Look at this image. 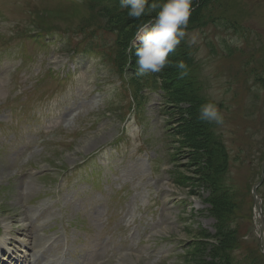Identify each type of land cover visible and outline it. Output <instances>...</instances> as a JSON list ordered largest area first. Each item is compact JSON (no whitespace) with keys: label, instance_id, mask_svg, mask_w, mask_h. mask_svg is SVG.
Segmentation results:
<instances>
[{"label":"rangeland","instance_id":"obj_1","mask_svg":"<svg viewBox=\"0 0 264 264\" xmlns=\"http://www.w3.org/2000/svg\"><path fill=\"white\" fill-rule=\"evenodd\" d=\"M1 1L5 16H0V47L8 45L11 48H17V50L37 49L45 54L44 57H47L48 62L54 68H59L62 76L73 80L69 87L74 92L69 96H64L66 98L64 106H75L80 109L81 114H85L83 117L87 120L92 121L96 117L95 119L100 120V123L91 131H86L84 139H81L82 141L79 139L75 145H70V141L58 145L56 139H63V137L55 138V134L49 132L51 129L47 128L51 125L58 109L46 111V120L39 125L44 126L48 132H41L40 137L35 134L26 139L24 147L18 151V157L21 159L19 163L22 166L0 170V188H6L5 191L0 190V223L3 222L5 226L12 225L10 227L16 228L27 223L29 216L38 213L41 220L48 217L46 226L44 228L39 225L35 226V223L40 219L36 222L31 221V225L39 232L52 234V231L57 228L59 209L64 207L63 202L72 199V192H66L62 196L55 189H48L45 185L50 181L43 183L41 176L44 172L53 174L56 172L55 168L50 169V166L47 165L51 160L55 167L62 165L72 167L80 159H84L95 168L89 170V180L94 181L98 178L102 181L99 184L100 188L92 189L79 200L80 204L93 203L98 198L103 205L115 204L114 209L117 212L119 207L115 202L119 200L118 195L110 191L109 186H112L111 183H114L115 187H118L119 184H126L124 189L126 196L123 197L121 203L123 212L120 213L115 223L122 225L124 219L127 222L134 221L135 226H132L130 230L132 234L129 237L128 235L124 236L125 241L131 244V249L108 264H219L220 260L217 256H219L221 246L230 247L226 250L228 258L224 255L223 258L219 256L225 264H263L254 251L243 245L239 239L240 233L248 221V214L252 212L249 189L251 190V186L259 179L260 165L264 156L263 92L257 78H247L244 74L255 75L261 72L260 69L264 65V43L258 40H248L247 48L246 42L243 45V50L247 49L245 54L242 56L227 55L220 51L225 47V44L219 41L216 35H223L227 38L236 36L240 40L241 38L237 34H231L233 32L232 22H229L228 26L219 25L214 28L209 21V24L202 29L201 27L187 29L186 39L189 41V46H184L182 50L177 47L180 54L175 55L173 52L168 57L172 62L182 60L195 63L197 69H188L187 66V75L183 78L175 74L177 68L174 63L167 68L170 67V71H172V79H176L180 83L195 78L202 86L200 96L204 103H216L223 114V124H210L213 126L215 141L220 139L226 148L219 151V157L225 158L226 164L223 172L219 169L218 174L223 179V189L228 192H223L220 195L223 199L220 201L211 199L212 196H210L217 191L214 183H208L214 175L206 177L208 172H206L208 167V163L205 162L206 152H198L199 150L192 148L191 140L186 138L188 135L183 136L185 130L191 131L193 140L198 136L206 137L207 135L199 128L200 123L195 125L197 120L190 118L192 115L190 110H193L194 107L189 104V101L177 99L176 103L168 102V105L166 101L157 108V105L154 104V95L136 93L137 95L142 94L144 98L141 100L138 113L131 115V120L128 121L131 124L133 122V127L139 128L138 135L132 136L133 146L128 148L130 154H134L133 157L129 159L123 155L125 152L121 151L109 159L98 161L97 164L103 169H97L94 163L95 157L91 159L95 149L93 147L99 143L115 141L119 138L122 126L125 124L123 118L127 115L128 110L121 105L122 110L115 111V107L120 104L125 105L124 99L117 94V90L122 85L121 81L127 83L133 73H126V77L124 75L123 80H120L117 74L111 73L109 66L102 67L96 59H87L83 55L73 58L62 53L58 56L54 55L53 50H56L66 37L61 33H55L48 37L46 46L43 48H36L30 38L23 39L18 35L16 22H24L27 17L26 11L23 10L25 2L28 5L33 2L37 7L50 9L65 5V2L59 3L56 0ZM204 1L193 0L195 3L192 6V11ZM209 1L214 2L217 12L216 15H213L212 20L231 19L236 22L237 27L244 29L247 28L246 21H250L249 23L253 27L250 28L251 35L253 32H257V34L263 32L264 0ZM30 7L32 6L30 5ZM45 8L38 9L45 15H49L50 9ZM73 11L65 12L62 7L59 10H51L53 14L60 13L53 19L62 27L66 24L74 26L80 20L90 22L84 7L79 8L77 16ZM127 32L126 28L122 34L125 35ZM93 36L94 42L98 44L109 45L114 40L113 35L106 33H95ZM211 41L214 43L219 41L218 47H220L217 48L218 54L216 55L212 54L208 45ZM71 42L78 50H86L89 45L84 42L83 34L80 33L73 36ZM228 47L229 50H237L236 47L239 45L228 44ZM239 63H241L243 72L240 68L234 69ZM12 65V62L1 61L0 71L5 66L6 70H10ZM33 67H38L37 62ZM10 75L20 77L18 73H14L0 79L2 87L0 90V118L8 122L11 120L8 106L12 105L17 97ZM242 79H245L246 88L240 84ZM93 82L100 84L99 96L92 95L91 85ZM142 87L143 85L139 86L136 91L138 92ZM80 91H84L82 93L84 102L79 97ZM130 101L128 100V103ZM97 107L110 109L113 117L102 116V111ZM144 137L148 142L145 149L148 157L140 154L135 148ZM99 139L101 140L95 145ZM1 141L0 139V145H2ZM47 141L49 143H46ZM215 149H217L216 146ZM55 150L60 152L53 157ZM114 151L115 149L110 148L104 154L108 156L110 152ZM169 159L172 160L169 161ZM136 164L139 169H136ZM153 167L157 170L156 172ZM19 174L25 179L26 187L23 189L20 187ZM71 176L73 179L71 183L66 178L62 180L63 187L70 183L69 188H71L76 184V180L79 178L74 176V170L71 171ZM106 180L107 182H105ZM13 184L14 187L11 188ZM78 188H87V185H78ZM257 190L263 199L264 213V182ZM165 191L167 196L168 194L172 195L175 199L168 208L165 204V198L167 199ZM113 196L116 200L112 198ZM155 197L156 201L150 202V199ZM172 204L175 206L171 207ZM40 205L45 206L46 210L41 214ZM155 205H158V208H154ZM229 206H232L231 211H234L226 224H222L223 218L218 219V217L229 211ZM23 207L30 209L26 211V215ZM144 207L146 212L143 211ZM65 210L70 222L69 234L77 233L76 244H87L94 234L100 240V247L84 261H81L82 255L77 251V258L81 264L95 263L96 259L110 252V240L106 230L108 213L104 208L98 207L94 211L90 209L84 214H81L77 207H65ZM32 226H30L27 237L22 235L18 237L27 241L28 247H32L35 253L34 244L37 240L35 236L41 233L31 235L30 232L34 229ZM86 232H91L92 235L87 236ZM4 235L9 234L5 233ZM60 235L61 233L58 236L60 241L64 242L66 236L63 233L62 237ZM221 239H224L227 244L223 245L224 242L220 244ZM138 240L141 242L134 246L133 243ZM40 244L41 241L37 246ZM211 252L214 255L210 256Z\"/></svg>","mask_w":264,"mask_h":264},{"label":"clouds","instance_id":"obj_2","mask_svg":"<svg viewBox=\"0 0 264 264\" xmlns=\"http://www.w3.org/2000/svg\"><path fill=\"white\" fill-rule=\"evenodd\" d=\"M192 4L193 0H120L121 8L128 10L129 17L137 20L143 16L150 17L137 24L128 48L130 54L135 49L136 76L160 73L173 63L180 78L187 75V65L184 61L172 62L168 57L188 35ZM152 12H155L154 16L151 15ZM227 43L241 45L242 41L232 36L227 39ZM198 111V119L201 121L216 125L224 122L223 114L214 102L203 103ZM138 133V127L129 130V135L135 136Z\"/></svg>","mask_w":264,"mask_h":264},{"label":"trees","instance_id":"obj_3","mask_svg":"<svg viewBox=\"0 0 264 264\" xmlns=\"http://www.w3.org/2000/svg\"><path fill=\"white\" fill-rule=\"evenodd\" d=\"M82 3H83L84 9L88 13L89 20L90 22H92V24H97V20L101 19L105 27L114 26L121 34L127 28L128 32L125 35L122 34L123 37L131 34L135 30L137 24L143 22L145 18L147 17V16H143L139 20L129 17L127 15V11H128L127 9L122 10L118 8L120 7L118 4V0H112V2L109 4L115 8V10L112 12L106 11L104 9L99 10L98 8L102 5V2H100L99 0H82ZM73 12L77 15L79 11L74 10ZM212 13H216V7H215L214 2L212 3L209 0H205L203 3H200L197 9L192 11L190 19H189V26L190 27L202 26L205 23V21L207 22L209 18L212 17ZM37 20H43V19L40 18ZM220 22H222V19L220 20ZM183 44H184V40L182 41V45ZM176 52L179 53V50ZM174 54L176 55V53ZM170 70H171L170 67L167 68V66L162 70L161 76L164 78H168V80H165L163 82V86L165 87V89L171 90L170 101L172 103H176L177 99H181L182 101H189V104L193 105L192 107H194V109L190 110L192 114L190 118H192V120L193 119L197 120V122H195V125L196 123L199 122L200 123L199 128L202 129L203 132H205L207 135L206 137H204L203 135L198 136L199 138L196 137L193 140L191 131L185 130L184 131L185 135L183 136L186 137L188 135L186 138H189L191 140L190 146L192 148L199 150L198 152H202V153L206 152L205 154L207 155V158L205 162L208 163V167L206 168V172L208 171L206 173V177L207 176L211 177L212 175H214L213 179L212 180L210 179L208 183L209 184L214 183L216 186V190H218L220 189L219 187L221 183V179L218 174V171L219 169L223 171L224 166L226 164L225 158L219 157L220 148L217 144H220V143L217 142V140L215 141L214 138L211 137L210 135L211 132L208 129L209 127L208 123L198 119V115H199L198 110H199L200 105H202L201 104L202 101L199 98L198 92L195 90L196 88L195 83L189 80H187L185 83L183 81L180 83L176 79L175 80L172 79V71ZM215 146L217 147L218 151H216L217 149H215ZM218 200L221 201L223 199L220 197ZM229 210H230V206H229ZM226 214L229 215V211L222 213L218 218H224ZM223 242H224V239H221L220 244H222ZM225 244L227 243L224 242L223 245ZM229 248H224L221 246L219 256L222 258H223V255L227 257L226 250H228ZM211 254L214 255L213 252L210 253V256ZM219 256H217L220 260L219 264H225L224 262H222ZM208 263L210 262L208 261Z\"/></svg>","mask_w":264,"mask_h":264},{"label":"water","instance_id":"obj_4","mask_svg":"<svg viewBox=\"0 0 264 264\" xmlns=\"http://www.w3.org/2000/svg\"><path fill=\"white\" fill-rule=\"evenodd\" d=\"M263 249H264V246H263Z\"/></svg>","mask_w":264,"mask_h":264},{"label":"bare ground","instance_id":"obj_5","mask_svg":"<svg viewBox=\"0 0 264 264\" xmlns=\"http://www.w3.org/2000/svg\"><path fill=\"white\" fill-rule=\"evenodd\" d=\"M34 239V238H33ZM30 243V242H29Z\"/></svg>","mask_w":264,"mask_h":264}]
</instances>
